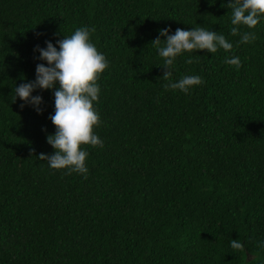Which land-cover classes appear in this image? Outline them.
I'll return each instance as SVG.
<instances>
[{
  "label": "trees",
  "instance_id": "obj_1",
  "mask_svg": "<svg viewBox=\"0 0 264 264\" xmlns=\"http://www.w3.org/2000/svg\"><path fill=\"white\" fill-rule=\"evenodd\" d=\"M230 2L0 0V264H264V19L241 27L256 40L240 44ZM197 26L232 50L181 54L171 81L204 83L165 89L150 43ZM77 27L95 29L109 62L94 104L104 146H82L87 179L36 158L54 152V89L32 92L39 114L14 101L47 66L34 49L59 50Z\"/></svg>",
  "mask_w": 264,
  "mask_h": 264
},
{
  "label": "clouds",
  "instance_id": "obj_2",
  "mask_svg": "<svg viewBox=\"0 0 264 264\" xmlns=\"http://www.w3.org/2000/svg\"><path fill=\"white\" fill-rule=\"evenodd\" d=\"M226 7L231 10V35H239L240 44L254 42V31L241 32V27L253 30L264 19V0H234ZM94 31V28L77 27L73 34L57 41L59 50L48 41L45 42V48L37 46L34 51L39 52V59L45 61L47 66L37 64L34 82L16 87L14 98V101L19 97L24 103L33 105L39 114L42 97H33L32 92L36 89H54V114L49 119L55 133L46 137V142L54 152L52 155L41 153L36 158L47 161L52 170H66V174H80L84 179H87L89 171L86 163L88 152L82 146H104L95 132L101 119L94 104L99 99L98 80L109 62L91 41ZM169 31L167 28L160 30L159 36L150 43L164 61L162 68L165 71L160 79L168 81L164 85L165 89L187 94L192 87L204 83L198 75H184L176 82L171 81L174 62L181 54L199 51L214 54L218 49L230 52L233 48V44L223 34L204 27L197 26L190 31L177 28L171 35ZM159 37L165 39L162 41ZM224 62L235 66L237 70L242 66L238 56L226 58ZM186 63L191 64L193 60L189 58ZM230 247L242 251L244 246L236 239L230 241Z\"/></svg>",
  "mask_w": 264,
  "mask_h": 264
}]
</instances>
